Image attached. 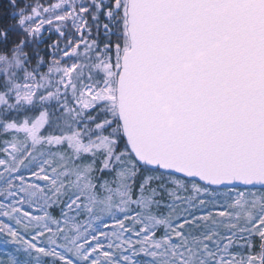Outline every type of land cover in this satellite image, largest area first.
Wrapping results in <instances>:
<instances>
[{"label":"snow or ice","instance_id":"snow-or-ice-1","mask_svg":"<svg viewBox=\"0 0 264 264\" xmlns=\"http://www.w3.org/2000/svg\"><path fill=\"white\" fill-rule=\"evenodd\" d=\"M0 264H264V0H8Z\"/></svg>","mask_w":264,"mask_h":264},{"label":"trees","instance_id":"trees-1","mask_svg":"<svg viewBox=\"0 0 264 264\" xmlns=\"http://www.w3.org/2000/svg\"><path fill=\"white\" fill-rule=\"evenodd\" d=\"M10 11L8 0H0V22L4 24L10 22Z\"/></svg>","mask_w":264,"mask_h":264}]
</instances>
